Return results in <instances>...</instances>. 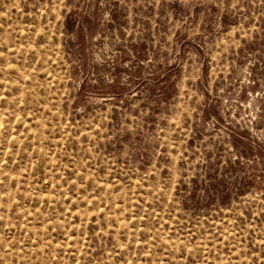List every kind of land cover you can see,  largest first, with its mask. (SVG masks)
Listing matches in <instances>:
<instances>
[{
	"label": "rangeland",
	"instance_id": "rangeland-1",
	"mask_svg": "<svg viewBox=\"0 0 264 264\" xmlns=\"http://www.w3.org/2000/svg\"><path fill=\"white\" fill-rule=\"evenodd\" d=\"M0 264H264V0H0Z\"/></svg>",
	"mask_w": 264,
	"mask_h": 264
}]
</instances>
